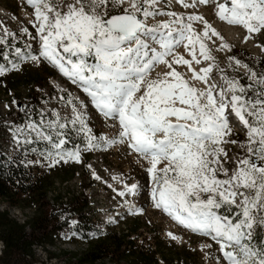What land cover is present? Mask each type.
I'll return each instance as SVG.
<instances>
[{
	"label": "snow or ice",
	"instance_id": "6c2138e0",
	"mask_svg": "<svg viewBox=\"0 0 264 264\" xmlns=\"http://www.w3.org/2000/svg\"><path fill=\"white\" fill-rule=\"evenodd\" d=\"M125 3L128 7L120 14H110L109 8ZM159 3L160 0H26L34 9L30 23L37 35L33 37L28 28L22 31L39 50L33 53L31 44L14 46L11 41L16 34L5 26L0 32V46H6V51L0 52V60L7 63H0V76L9 68L17 70L22 62H48L80 88L100 114L116 120L119 130L111 139L92 135L83 114L87 105L78 97L68 96L62 99L71 106V118L57 113L55 120L18 127L13 140L18 147L33 143L30 137L45 142L47 151L42 155L50 162L49 167L69 160L80 163L82 151H91L101 143L127 144L148 164L155 209L193 233L210 237L219 245L225 264H264V240L252 242L254 224L264 226V75L257 80L261 87L254 97L247 96L246 87L227 76L223 77V85L210 82L218 65L212 63L197 71L192 64L215 61L206 41L215 43L214 37H224L203 15L160 12ZM177 3L185 9H196L210 0ZM211 3L220 21L246 30L245 42L264 36V0ZM160 15L172 19L148 23ZM194 23L203 26L201 32ZM181 46L190 59L178 53ZM219 50L231 52L232 46L223 43ZM228 58L241 65L239 59ZM160 65L166 71L153 76ZM177 65L188 66L192 79L206 87L191 85L177 71ZM249 71L256 79L257 73ZM230 117L246 128L247 143L243 145L246 155L234 162L229 175L223 166L228 157L223 145L237 143L228 139L232 133ZM69 125L88 134L83 150L64 148L67 139L63 129ZM162 163L165 166L158 168ZM221 174L225 178L221 179ZM125 188L118 192L119 196L134 195L138 186ZM233 206L238 209L234 216L221 214V209L231 211Z\"/></svg>",
	"mask_w": 264,
	"mask_h": 264
},
{
	"label": "rangeland",
	"instance_id": "374dc122",
	"mask_svg": "<svg viewBox=\"0 0 264 264\" xmlns=\"http://www.w3.org/2000/svg\"><path fill=\"white\" fill-rule=\"evenodd\" d=\"M219 2H223V0H219ZM162 3L160 2L157 6L160 12H177V10H181L178 14L188 15L194 12L203 15L224 37L222 44L228 43L232 46V51L227 52L226 50H219L220 44L217 38H213L215 43L206 41L212 49L216 60L208 62L202 61L199 65L193 62L192 68L196 69V67H198L199 69H196L198 71L201 67H207V65L215 63L218 67L213 69L210 81H219L217 85H223V77L227 76L234 80L241 77V79H246V81L250 82L253 86H260L257 80L260 75H264V36H255V39L245 42L244 37L246 35V30L241 26L228 25L220 21L215 15L216 9L211 1L208 5H199L196 9L184 8L182 10L178 8V5L177 7L169 5L164 11L162 9ZM125 5H127V3H125ZM0 8L2 9H0V32H2L3 28L6 26L9 31L16 34V39L14 41L20 42L21 47L24 48L26 44H31V51L33 53L37 52L39 49L36 42L25 36L22 31V29L28 28L33 37L37 35L30 23V21L34 20V9L26 4V0H0ZM123 8L125 7L109 8V10L114 13H119L122 12ZM166 18L167 16L164 15L157 16V20L160 22H165ZM168 18L171 19L169 16ZM149 21L151 23L156 22L155 19L151 18ZM202 27V25L194 23V28H196L197 32H201ZM232 30L238 34V39L236 37L233 38L231 34H229L234 32ZM180 50H183L185 58H191L184 47H181ZM229 56L239 59L241 65H247V68L236 65L234 61L229 60ZM48 65L50 64L48 63ZM180 66L181 69H177V71H180L183 75L187 73L189 77L192 75L191 69H189L188 66ZM220 69H223V71ZM249 70L257 73L256 79L251 78ZM49 71L50 69L44 62L37 64L27 61L20 63L17 70L13 72L7 71L3 76H0V79L6 78L9 74L15 72L18 75L21 73H27L29 75L39 74L44 79L46 78L41 85L35 86L32 83H30V85L22 84L20 88L15 89L11 93H6L5 91L1 93L0 150L2 149V153L9 159L19 161L28 169L33 170L36 174L41 173L48 175L51 174L49 173L51 168L57 167L59 170V168L63 169L72 166L75 171V177L67 183L61 184V182H59L55 187V191L62 194L64 199H71L73 205L76 207H79L80 204H84L83 202L86 201V205L88 206L84 209L83 215L88 219L89 225L92 227L91 231L93 235H97L107 228H110V226H118L119 219L116 218L114 220L110 218V216L114 213H125L126 203L130 200L126 198V200L121 201V199L115 197L113 188L118 185L139 184L143 191L140 204H142L144 212L140 218L134 219L126 216L120 218L122 219L121 226L119 225L120 227L115 229L116 232L125 231L126 229L139 225V232L132 233L130 239L134 242L136 248L149 252V250L156 251V249L161 246V248H163L162 251L168 257L173 256V263L176 262L175 264H225V260L219 250V245L212 241L210 237L203 235L199 236L189 229L181 228L176 225L174 219L167 213L154 208L151 200L152 189L147 185V182H149V173L147 172L148 164L142 158L134 157L133 153L129 151L127 144H116L115 146H118V148L101 153L102 148L106 146V144L101 143L91 151H83L80 163H74L73 161L69 163L61 162L54 167H49L48 165L50 162L42 155V153L47 151L45 142L30 137L34 139L33 143L24 144L20 147L16 145L13 136L15 134V129L18 127L23 128L25 125L32 122L40 123L55 120L57 118V113H59L60 117L66 119L71 118V106L67 105L66 99H62L68 96L72 98L78 97L79 101H83L84 104L87 105V107L83 109V114L87 126L91 129L92 135L96 137L104 136L111 139L116 136L119 130L117 122L110 121L109 119L105 120L103 117L97 116V110L89 103L86 94L80 88L71 84L62 74L59 75L56 70L55 76H47V72ZM248 78L252 79L253 82ZM6 82V79H4V81L0 80V89L4 87ZM195 87L202 88L196 80ZM32 95L35 100V102H33L35 103L36 111L34 115L37 119L25 121V123L22 121H15L16 116L14 113L18 111L22 113L21 110L32 103ZM79 101H75L77 106H79ZM235 120L236 119L230 117L232 133L228 139L235 140L237 143L223 145L228 153L227 160L223 163V166L229 171V175L234 168V162L238 158H243L246 155L243 145L247 143V130L246 128L243 129L241 124L236 123ZM63 132H70L71 135L77 134V136L74 137L75 139L78 137L80 138V135L84 133L77 131V127L72 125L63 129ZM87 135V133H84V141H80L81 146L79 149L81 150L85 147ZM88 164L95 168L94 178L88 171ZM164 166V163H162L158 168H163ZM97 176L100 178L97 179ZM220 178L223 179L225 177L221 174ZM153 185L150 184L151 187H153ZM84 195L86 196L84 197ZM56 196L57 194L55 192L50 193V198L52 200L55 199ZM237 203H239V200ZM3 205L0 204V209L3 208ZM11 213L15 220L18 219L22 221L25 217L33 215L31 210L22 212L18 209L12 210ZM256 226L260 229H264V226L259 224ZM256 226L254 224L253 228ZM76 227H78V222L74 220L69 230L66 229L59 234L56 245L48 247L47 250L55 253H59V250L77 253L86 249V236L82 235L80 233L81 231L77 232ZM169 233L174 235L176 239L173 240ZM207 245H211V247H206ZM35 252L37 254L35 264H65L67 260L66 256L50 259L48 252L41 247H36ZM157 258L159 264H165L161 255H158ZM184 259L187 260V263L184 262L186 261Z\"/></svg>",
	"mask_w": 264,
	"mask_h": 264
},
{
	"label": "trees",
	"instance_id": "16d2710c",
	"mask_svg": "<svg viewBox=\"0 0 264 264\" xmlns=\"http://www.w3.org/2000/svg\"><path fill=\"white\" fill-rule=\"evenodd\" d=\"M14 46L20 47V43L11 41ZM6 51V46H0V52ZM0 63L7 61L0 60ZM53 71L47 72V76H52ZM7 80L4 87L0 89V95L4 91L11 93L20 88L22 84L30 83L41 85L44 79L39 74L11 73L1 81ZM247 83L246 80H244ZM246 95L254 97L256 93L246 89ZM32 103L21 110L22 113L15 112V121L36 120L34 115L35 100L31 96ZM76 135H72L74 137ZM68 145L72 143L69 137L66 138ZM0 150V204H8L11 208L21 211L31 210L32 216H28L26 224H22L13 219L8 211H0V242L4 244L3 256L0 258V264H35L37 254L36 247L43 248L50 259L67 257L65 264H159L157 256L161 255L165 264L173 263V256L168 257L159 246L156 251L147 252L136 248L134 242L130 239L132 233H138L139 225L118 231L113 228L106 234H92V227L88 219L83 215L84 209L88 206L86 201L79 207L74 206L71 199L64 201L62 194L55 191V187L61 182L67 183L75 177V171L72 166L63 169H52L51 174H36L33 170L25 168L26 166L14 159H9L2 154ZM32 172V174L29 172ZM35 173V174H34ZM55 192L57 196L51 204L50 193ZM27 195V196H25ZM86 195H84L85 197ZM71 200V201H70ZM58 206V207H56ZM223 215L234 216L237 208L232 207L231 211L221 209ZM76 218V219H75ZM78 220L76 231L86 236V249L77 253H69L59 250V253L48 251V247L55 246L61 231L66 229L72 220ZM73 224V223H72ZM71 224V225H72ZM71 225L69 227H71ZM82 228V230H81ZM253 242L258 243L264 240V229L257 226L254 228ZM91 236V237H90ZM100 236V237H98ZM95 240H90L91 238ZM165 251V250H164ZM28 257L30 259H28ZM186 260V259H184ZM178 261V260H177ZM187 263V260L184 261ZM180 264V263H178Z\"/></svg>",
	"mask_w": 264,
	"mask_h": 264
},
{
	"label": "bare ground",
	"instance_id": "6f19581e",
	"mask_svg": "<svg viewBox=\"0 0 264 264\" xmlns=\"http://www.w3.org/2000/svg\"><path fill=\"white\" fill-rule=\"evenodd\" d=\"M165 1V2H164ZM211 1V0H210ZM222 1V0H221ZM161 3L162 2H164V3H162L163 4V6H162V9H163V11L167 8V6H169V5H172V6H174V7H177V5H178V8L179 9H184L180 4H176L177 3V0H161L160 1ZM223 2H224V0H223ZM158 6V5H157ZM1 9V8H0ZM2 10V9H1ZM166 19H170V18H168V16H167V18ZM165 19V22H167V20ZM172 19V18H171ZM169 21V20H168ZM148 23L150 24V25H154V24H156V22H150L149 20H148ZM158 23V22H157ZM159 23H162V22H159ZM224 23H226V22H224ZM232 31H234V30H232ZM229 34H231V36L234 38V37H236L237 38V36H238V34H236L235 33V31L234 32H231V33H229ZM231 37V38H232ZM238 39V38H237ZM217 41H218V43L219 44H222V40H220L219 38H217ZM181 47H183V46H181ZM181 47H179L178 49H177V51L178 50H180V48ZM197 50H198V46H197ZM201 60H202V58H201ZM203 61V60H202ZM208 62V61H207ZM203 64V63H202ZM206 64V63H205ZM50 66L53 68V69H55L56 70V72L57 73H59V71H58V69H56L55 67H53L51 64H50ZM207 66H209V65H207ZM198 67H196V69H197ZM201 68H203V67H201ZM199 69V68H198ZM156 70H161V72L163 71V70H165L166 71V69H165V67L163 66V65H160L159 67H157L156 69H155V71ZM154 71V72H155ZM199 71V70H198ZM191 73V72H190ZM61 73H59V75H60ZM66 78V77H65ZM190 79H191V81H193V82H195V80H193L192 79V75L190 76ZM198 83H199V85L202 87V88H204V87H206L204 84H203V82H201V81H197ZM210 82H212V83H215V84H218V82L219 81H210ZM71 83V82H70ZM72 84V83H71ZM222 85V84H221ZM96 114H97V116H101V117H103V119H105V120H107V119H109L110 121H114V122H117L116 120H113V119H110V118H106V117H104L102 114H100L99 112H98V110H97V112H96ZM118 123V122H117ZM236 123H238L237 121H236ZM243 129H244V127H243ZM67 136L68 137H72V135L70 134V132H67ZM79 138V137H78ZM80 146H81V143H80V141H77L75 144H71V146H70V149H66V150H69V151H74V150H76L77 148H80ZM116 148H118V146H115V145H106V146H104L103 148H102V150H101V153L102 152H108L109 150H111V149H116ZM129 151L131 152V153H134V154H136L135 152H133V151H131V149H129ZM92 153V152H91ZM94 153V152H93ZM100 153V152H99ZM136 155H138V154H136ZM88 171H89V173L93 176V178L95 177V168L94 167H92V165H90V164H88ZM100 178V177H99ZM148 178H151V175L150 174H148ZM149 181V180H148ZM132 184H136V183H132ZM132 184H126V185H128V186H131ZM149 184V182H147V185ZM150 184L151 185H153V182H152V180L150 179ZM137 186H138V189H137V192L134 194V195H126L125 197H121V196H119L118 195V192L119 191H121V190H123V191H126L127 189L125 188V185L124 186H121V185H118L117 187H115V188H113V192H114V196L115 197H117V198H119V199H121V201H124V200H126V198H127V200H130V201H127L128 203H126V207H125V213L124 214H121V213H119V214H116V213H114L112 216H110V218H112V219H116V218H118L119 219V222H118V226H110V228H107L106 230H104V231H102V232H100L101 234L103 233V234H106V233H108L111 229H118L120 226H121V222H122V219H120V218H122L123 216H126V217H129V218H140V216L143 214V212H144V209H143V206H142V204H140V201H141V199H142V196H143V191H142V189L140 188V185L139 184H136ZM153 187H154V185H153ZM153 187H151L150 185H149V188H153ZM112 192V193H113ZM68 200V198H66V199H64V201H67ZM51 204L52 205H54L55 204V201H53V200H51ZM3 208H1L0 209V211L1 212H6V211H8L9 213H10V215H11V217L13 218V219H15L14 218V216L12 215V210H18V209H16V208H11V207H9V205L8 204H4L3 206H2ZM235 207V206H234ZM237 208V207H236ZM21 211V210H20ZM19 212V211H18ZM23 212V211H22ZM221 212V214L223 215V214H225V213H223V211H220ZM26 220H27V217H25V219L22 221V220H18V219H16V221L17 222H20V223H22V224H26ZM113 220V221H114ZM75 221H77L78 222V220H75ZM109 221V220H108ZM175 221V220H174ZM120 225V226H119ZM116 227V228H115ZM118 227V228H117ZM253 230H254V228H253ZM252 230V238H253V231ZM99 235V234H98ZM3 250H4V244L2 243V242H0V254H2V256H3Z\"/></svg>",
	"mask_w": 264,
	"mask_h": 264
},
{
	"label": "built area",
	"instance_id": "2783aa9c",
	"mask_svg": "<svg viewBox=\"0 0 264 264\" xmlns=\"http://www.w3.org/2000/svg\"><path fill=\"white\" fill-rule=\"evenodd\" d=\"M123 7H125V8H127L128 7V5H123ZM26 8V7H25ZM27 9V8H26ZM109 12H110V14H117V13H114V12H112V11H110L109 10ZM181 12V10H177V12L176 13H180ZM184 16H187V15H184ZM167 21L168 20H171V19H166ZM155 21H156V23L157 22H160L159 20H157V17H155ZM178 53L179 54H181V55H183V50H178ZM176 69H181V66L180 65H177L176 66ZM157 73H161V70H156L155 72H153V76H155ZM242 74V73H241ZM260 74H262V73H260ZM184 76L186 77V79H188L189 80V82H190V84L191 85H193V86H195V82H193V81H191V79H190V77L187 75V73H184ZM260 77V76H259ZM259 77H258V79H259ZM251 78H252V76H251ZM257 78V77H256ZM250 81H252L253 82V80L252 79H250V78H248ZM244 80H246V79H241V77H238L237 78V82L240 84V85H242V86H245L246 87V89L248 90V91H252V92H254V93H256L257 91H258V89L261 87V85L260 86H253L250 82H248L247 81V83H245V81ZM248 85H252V87L251 88H247V86ZM83 135H84V133H82L81 135H80V138H77V139H73V138H70L69 137V140H73L74 141V144L77 142V141H84V139H83ZM82 136V137H81ZM86 138V137H85ZM64 148L65 149H70V146H64ZM132 151V150H131ZM81 154H83V151L81 152ZM133 156L134 157H136V158H138L139 157V155H136V154H134L133 153ZM140 158V157H139ZM71 160H69L67 163H69ZM64 163V162H63ZM75 163V162H74ZM25 168H27V167H25ZM29 171V170H28ZM30 172V171H29ZM31 174H32V172H30ZM150 179L151 178H149V184L148 185H150ZM25 196H27V195H25ZM56 207H58V206H56ZM74 221V220H73ZM74 223V222H73ZM72 224V223H71ZM70 224V225H71ZM69 225V226H70ZM69 226H68V228H69ZM2 257V254H0V258ZM28 259H30L29 257H28ZM35 260H37V258H35Z\"/></svg>",
	"mask_w": 264,
	"mask_h": 264
}]
</instances>
